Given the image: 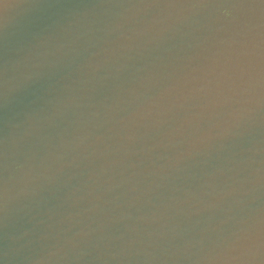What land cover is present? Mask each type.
Here are the masks:
<instances>
[{
    "label": "water",
    "instance_id": "obj_1",
    "mask_svg": "<svg viewBox=\"0 0 264 264\" xmlns=\"http://www.w3.org/2000/svg\"><path fill=\"white\" fill-rule=\"evenodd\" d=\"M142 2L150 0H0V55L6 42L19 46L36 29L41 4L86 11L84 24L120 23L131 38L109 45L115 54L94 75L88 69L72 74L61 93L67 107L50 121L30 124L23 105L0 109L10 195L39 186L47 201L39 209L35 197L10 201L0 259L3 248L26 247L9 264H34L62 245L69 259L51 264H205L203 257L221 251L233 233L255 232L264 220V107L245 115L230 135L189 151L212 125L232 123L239 107L223 103L209 120L201 108L215 93L184 98L200 87L204 73L194 70L235 23L214 9L181 6L185 0L172 8L160 0L161 8L147 12L111 7ZM150 98H158L151 110L139 111ZM53 174L55 183L48 184L45 177ZM30 216L45 225L19 239L32 227Z\"/></svg>",
    "mask_w": 264,
    "mask_h": 264
},
{
    "label": "clouds",
    "instance_id": "obj_2",
    "mask_svg": "<svg viewBox=\"0 0 264 264\" xmlns=\"http://www.w3.org/2000/svg\"><path fill=\"white\" fill-rule=\"evenodd\" d=\"M111 7L139 9L147 12L149 9L161 8L160 5L149 4H129L116 5ZM167 6L165 8H172ZM37 8L44 11V15L38 21L36 29L31 31L28 37L19 46H10L8 42L4 45L3 54L0 55V109L3 111L15 112L18 106L23 105L24 115L31 124L35 119L51 120L60 113L61 107H67V101L62 99L61 93L69 90L67 80L73 73H81L88 69L93 75L100 68L108 63V58L115 52L109 47L122 40H130L123 31V25L107 24L104 27L94 26L93 23L84 24L81 18L87 17L88 12L65 9L59 10L50 4H41ZM190 9H214L220 17L227 21L236 19V9H216L207 6L192 7ZM114 33H119L116 40H109ZM83 41V43H81ZM123 46V45H121ZM93 49H98L93 51ZM264 49L259 23L251 26L236 29L229 38L219 41V46L210 54L212 57L223 56L225 60L236 58L241 54L251 50L255 57L256 75L254 81L253 97L245 96L243 91L233 97L229 102L239 104L231 114L232 123H220L212 125L200 140L194 141L189 151L194 149L203 140L213 138L223 139L231 134L233 127H238L245 115L250 116L253 111L262 107L261 100V79H260V59L261 51ZM104 54V59H98ZM82 62H78L81 61ZM195 71V70H194ZM175 87V85L173 86ZM166 93H162L164 95ZM191 97L187 95L185 99ZM158 98L145 100L139 111H150L156 104ZM251 101V102H249ZM221 103L213 105L205 104L201 108V114L208 112V119L211 120L217 113L216 107ZM49 109L51 111L49 112ZM138 113H133V116ZM215 129V136L213 130ZM182 157L177 158V162ZM17 169H23L24 165L16 164ZM4 171H8L7 157H5ZM48 184L55 183V174L45 177ZM3 218L4 223L0 227L7 228L9 217V203L19 195L38 198L37 209L41 204H46V199L41 195L42 188L37 186L31 191L21 189L17 196L10 195L9 179H3ZM32 210L29 209V212ZM37 215H41L38 211ZM50 218V217H49ZM35 216H30L28 223L32 224L21 234L19 239L35 234L38 227L45 225L43 219L35 220ZM51 227V225H46ZM6 239L16 240L14 236L5 235ZM46 234H41L39 239H46ZM66 245H71V249H76V244L72 240H67ZM26 245L20 248H3V259L0 264H9L15 258V254L20 252ZM83 253L75 256V259H82ZM69 254L65 246L53 247L47 253L34 261V264H51L53 261L68 260ZM207 264H264V220L256 224L255 232L241 230L233 233L225 247L215 255L208 254L203 257Z\"/></svg>",
    "mask_w": 264,
    "mask_h": 264
},
{
    "label": "snow or ice",
    "instance_id": "obj_3",
    "mask_svg": "<svg viewBox=\"0 0 264 264\" xmlns=\"http://www.w3.org/2000/svg\"><path fill=\"white\" fill-rule=\"evenodd\" d=\"M142 3L162 5L160 0H150V2ZM163 4L169 6L177 5L175 0H164ZM256 5L259 6L258 11L255 10V7H251ZM181 6H207L216 9L239 10V12H236V19L228 21L229 23H235L234 31L241 26L251 27L259 23L262 42H264V0H185V3ZM241 16L249 18L251 22H243ZM195 71L203 72L204 75L200 78V87L190 89L187 95L212 97L213 93H215V98L209 99V105L221 103L222 106L223 103H227L233 97L239 95L241 91H243L245 96L253 97L256 65L255 57L251 50L234 59L225 60L223 56H209L206 58L205 65ZM184 79L187 80L186 77ZM260 79L262 85L261 100L262 107H264V49L261 51ZM4 145L5 141L0 137V216L3 215V171L6 157ZM0 225H2V220H0Z\"/></svg>",
    "mask_w": 264,
    "mask_h": 264
}]
</instances>
